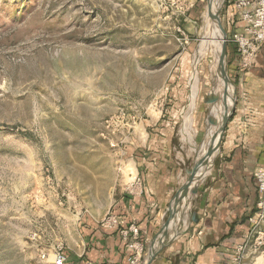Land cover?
I'll list each match as a JSON object with an SVG mask.
<instances>
[{
  "label": "rangeland",
  "instance_id": "rangeland-1",
  "mask_svg": "<svg viewBox=\"0 0 264 264\" xmlns=\"http://www.w3.org/2000/svg\"><path fill=\"white\" fill-rule=\"evenodd\" d=\"M233 1L220 10L226 119L237 96L225 19ZM211 2L0 0V264H88V227L120 231L103 224L116 196L135 193L138 178L144 183L134 149L164 115L176 121L167 134L182 154L178 187L187 179L195 154L181 127L196 71L197 150L215 107L207 62L194 66ZM218 43L221 51L223 37ZM226 130L220 152L219 141L207 155L197 196L224 162ZM142 244L135 264L147 257L149 245Z\"/></svg>",
  "mask_w": 264,
  "mask_h": 264
},
{
  "label": "crops",
  "instance_id": "crops-1",
  "mask_svg": "<svg viewBox=\"0 0 264 264\" xmlns=\"http://www.w3.org/2000/svg\"><path fill=\"white\" fill-rule=\"evenodd\" d=\"M230 4L233 10L229 6L225 15L227 32L230 36L245 34L244 23L236 15L233 2ZM229 67L237 96L222 147L224 162L218 164L205 191L199 196L191 192L197 201L189 220L182 218L185 199L176 198L182 195L188 171L187 179L178 187L183 175L179 163L182 154H175L174 139L167 134L176 121L164 115L158 129H150L152 134L134 149L145 193H121L108 211V215L119 217L122 228L136 224L139 238L130 236L125 241L119 231H98L92 223L88 227V264H130L133 242L148 243L149 250L153 242L155 245L165 236L169 238L163 241L165 245L152 264H229L236 246L247 237V219L258 200L255 174L264 168V45L244 67L233 44ZM259 259L264 256L247 264H264Z\"/></svg>",
  "mask_w": 264,
  "mask_h": 264
},
{
  "label": "built area",
  "instance_id": "built-area-1",
  "mask_svg": "<svg viewBox=\"0 0 264 264\" xmlns=\"http://www.w3.org/2000/svg\"><path fill=\"white\" fill-rule=\"evenodd\" d=\"M233 6L236 15L244 23V33H235L230 42L236 45L240 54L242 65L247 67L259 47L264 45V0H234ZM137 176L135 177V180ZM255 181L258 191V200L254 213L247 219L249 230L244 242L237 245L229 264L256 263L260 256H264V168L255 174ZM143 181L138 178L132 184L134 195L145 193ZM103 226L107 229L120 228V235L125 241L130 236L139 238V228L132 223L127 228H122L119 217L109 215ZM131 254L128 257L130 264H135L141 259L143 244L136 240L130 246ZM59 263H63L65 258L60 254L57 257Z\"/></svg>",
  "mask_w": 264,
  "mask_h": 264
},
{
  "label": "bare ground",
  "instance_id": "bare-ground-1",
  "mask_svg": "<svg viewBox=\"0 0 264 264\" xmlns=\"http://www.w3.org/2000/svg\"><path fill=\"white\" fill-rule=\"evenodd\" d=\"M212 2L209 4L207 9H205V13L203 16V23L207 27V34L206 36L200 41L198 45V49L195 54L194 59V66L195 69L197 65L203 61L207 62L209 73L212 76V80H214V85L216 89V98H215V107L211 110L212 114V122L211 126L208 128V131L206 130V139L205 143L203 144L202 149L197 150L195 149L194 141L196 138V132L194 130L195 123H194V115L196 111V99H197V92H198V78H197V71L195 76L193 77V86H192V92L190 101L187 104L185 111L183 113V124L181 127V136L182 141L184 143H187L190 147V150L195 154V161L203 163V168L200 167V170L195 176V179L192 181L189 188L186 190H181L182 199H185L184 202L186 204V211H183L182 218L184 216V221L186 220V217L189 220L190 217V209L192 204V196L191 192L194 194L199 186L203 183L204 178V163L210 164V158L209 153L212 151L211 147L214 144H217L220 141V134L222 132L221 130V124L226 119L225 115V107H226V101H225V94H226V87L225 82L222 79V75L219 70L220 66V58L221 55L219 53H222V50L220 51L219 47V38L224 36L221 32L219 26L217 25V22L215 21V17L218 14L219 10L222 7L223 0H211ZM199 66V65H198ZM212 82V81H211ZM211 97V96H209ZM209 122V114L206 119V128ZM219 148V147H218ZM217 150V149H216ZM215 150V151H216ZM211 156V155H210ZM208 167L205 170V173L208 171ZM192 174V169L189 170L188 175ZM208 173L205 174V177ZM198 177V178H197ZM194 196V195H193ZM185 209V208H184ZM182 218L180 219V222L182 221ZM168 236H165L161 238L155 245L154 248L157 249L160 244L165 241V239H168Z\"/></svg>",
  "mask_w": 264,
  "mask_h": 264
},
{
  "label": "water",
  "instance_id": "water-1",
  "mask_svg": "<svg viewBox=\"0 0 264 264\" xmlns=\"http://www.w3.org/2000/svg\"><path fill=\"white\" fill-rule=\"evenodd\" d=\"M225 1L226 0H223L222 6H223V4H224ZM220 10H219L218 14L215 17V21L217 22V25L219 26V28H220L221 32L223 33V36H224V43H223V46H222V53H221V58H220L219 70H220V73L222 75V79L224 80V82H226L227 84H230L229 77L227 75V67H226L227 66V53H228L227 52V33L225 32V30H224V28L222 27V24H221ZM234 109H235V107L233 106V109L231 111V114L225 120L224 127H223V132L221 134V139H220V143H219V146H218L219 147L218 148L219 149V152H220L221 143H222V139H223V136H224V133H225L227 124H228L230 118L232 117V115L234 113ZM200 167H201V163L200 162L198 163V162L194 161V164H193V167H192V174L191 175H188V179H187L185 185L182 187L181 190L184 191L187 188H189V186L191 185L192 181L195 179V176H197V174H198V172L200 170ZM200 172H201V170H200ZM194 174H195V176H194ZM178 196H179V194L176 197L177 200L179 198ZM176 203H177V201H176ZM169 223L170 222L166 223L165 230L162 232V234L163 233H166V229H167V226L169 225ZM164 245H165V243H162V244H160V246L157 249H155L154 248V242H153L151 244V247L149 248L147 257L145 258V261H144L143 264H152L153 260L158 255V253L160 252L161 248Z\"/></svg>",
  "mask_w": 264,
  "mask_h": 264
}]
</instances>
